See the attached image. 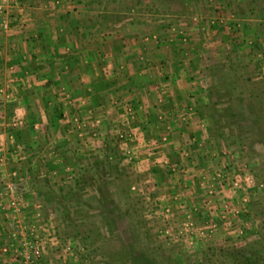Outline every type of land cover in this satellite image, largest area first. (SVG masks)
I'll list each match as a JSON object with an SVG mask.
<instances>
[{"label": "crops", "instance_id": "obj_1", "mask_svg": "<svg viewBox=\"0 0 264 264\" xmlns=\"http://www.w3.org/2000/svg\"><path fill=\"white\" fill-rule=\"evenodd\" d=\"M210 1L215 13L221 4L226 10L237 9L234 0ZM49 2L52 0H16L21 22L9 33L0 34V64L9 69L3 74L4 83L9 85V92L15 90L17 99L21 98L22 114L30 108L38 112L31 134L23 140L32 150L40 146L35 145L38 139L45 141L48 165L72 170L71 148L66 145L83 142L74 117L89 119L88 125L102 122L103 117L105 123L130 128L136 136L129 146L138 161L134 167L146 170L149 166L156 185L150 184L149 190L153 193L156 189L157 200L164 206L172 198L174 181L166 169L150 165L153 159L148 158L146 140L168 135L169 143L161 156L184 168L189 180L200 171L212 173L222 167L223 160L213 158L220 138L215 136L213 115L208 113L205 98L216 84L209 70L224 58L226 50L227 54L230 50L241 54V44H248L249 39L257 41L253 49L245 44L250 54L261 50L264 0H239L242 29L232 44L218 29L212 31L216 41L202 36L198 26L189 31L188 22L183 21L188 17L177 16L182 15L178 9L183 11L192 3L189 0H161L164 10L171 8L172 16L180 19L179 29L194 34L191 46L197 50L167 40L171 27L167 24L171 22H157L155 14L162 12H156L157 7L149 0H143L138 10L133 4L128 13L117 6L118 0L109 8L98 0H74L57 7ZM155 36L159 43L152 40ZM187 52L191 59L186 64ZM25 88L31 89L29 99L23 97ZM49 103L55 107L47 109ZM129 106L139 110L137 121L129 120L125 112ZM188 109L193 113L184 123L180 115ZM45 125L47 136L42 134ZM60 143L65 148L57 147ZM187 194L193 201V192ZM11 258L1 252L0 264H13Z\"/></svg>", "mask_w": 264, "mask_h": 264}, {"label": "rangeland", "instance_id": "obj_2", "mask_svg": "<svg viewBox=\"0 0 264 264\" xmlns=\"http://www.w3.org/2000/svg\"><path fill=\"white\" fill-rule=\"evenodd\" d=\"M98 1L107 8L117 2ZM149 1L150 5L157 7L156 12H162L155 14L157 22H171L167 24L171 26L167 30L169 32L179 29L181 21L172 16L174 12L171 8L164 10L161 0ZM189 1L192 3L186 6L187 9L185 6H182L183 11L178 9L182 15H177L188 17L183 21L188 22L189 31L196 30L198 22L195 19L204 20L206 25L210 17H234L235 25L239 23V26L233 31L222 26L212 28L211 31L218 29L221 33L224 32L223 35L230 38L227 40L230 44L236 41L235 36L242 29L239 0H234L237 9L226 10L221 4L216 13L210 9L213 4L210 0ZM164 2L167 4V1ZM142 3L143 0H118L117 6L123 13H128L133 9V4L138 10L137 7ZM169 3L172 4L170 1ZM201 4L209 13L200 8ZM208 37L216 41L212 33ZM251 41L257 44L255 39H249L248 44L244 41L241 44V54L235 50H230L227 54L229 50H226L224 58L220 56L219 59H223L212 64L209 73L214 76L216 84L215 87H210L208 96H205L211 116L216 112L228 117L223 124L225 138L216 142V154L221 155V151L226 150L229 158L219 159L223 163L233 161L248 165L249 176L258 185H262L250 190L249 220L246 221L249 230L241 240H235L223 231L206 245L197 244L194 248L168 240L161 231L170 228L175 230L176 226L168 224V228H165L166 223L162 221L164 205L157 200L156 189L153 193L149 190L150 184L153 187L155 185L154 178H150L151 169L149 166L144 170L145 167L130 165L117 140L120 127L105 123L103 117H100L102 122L94 131H89V135L85 134L83 142L66 145L71 148L72 170L64 171V168L48 165L49 159L44 151L45 141L40 143L38 139L35 142V145L40 144L36 149L38 152L23 141L31 134L32 126L37 121L33 120L37 118V109L30 108L26 115L22 114L21 98L17 99L15 90L10 91L14 102L7 104L6 119L9 122L17 118L26 121L22 130L8 129V132L14 133V140L8 146L10 157L15 165L17 161L21 164L22 176L30 178L27 193L23 195L30 205L25 212L24 221L27 227L36 228L34 235H39L46 247L41 260L36 264H232L224 250H249L252 246V249L262 253L264 264V132H260L264 130V104L255 99L251 101L252 95L256 94L261 95L259 99L264 102V56H259L264 53V44L259 42L262 43L261 50L250 54L246 45L252 48ZM193 49L197 50L196 46ZM4 79L5 76L1 75L0 86L4 84ZM25 89L29 92L25 90L23 97L29 99L31 89ZM224 89L229 92L234 90L233 98H223L222 104L213 107V99L216 97L214 92L219 93ZM54 107V104H48L47 109ZM79 119L88 125L86 121L89 119ZM251 123L255 124V128L251 127ZM241 126H245L242 128L243 132L240 131ZM123 128L124 126L120 129ZM43 129L42 134L47 136L46 125ZM92 132H97V137H92ZM245 142L252 143V149H244ZM57 147L65 148L61 143ZM2 188L0 180V253L10 255L13 264H26L20 256L23 247L19 239L13 237L15 231L11 215L8 210L2 209L7 204L6 192Z\"/></svg>", "mask_w": 264, "mask_h": 264}, {"label": "built area", "instance_id": "obj_3", "mask_svg": "<svg viewBox=\"0 0 264 264\" xmlns=\"http://www.w3.org/2000/svg\"><path fill=\"white\" fill-rule=\"evenodd\" d=\"M16 0L0 1V32L7 34L12 28L21 22V15L16 11V7L12 4ZM74 2V0H52L48 4L60 6L65 3ZM212 2V1H210ZM198 22L200 33L202 36H209L212 28L224 27L227 30H232L239 26L234 17H210L206 21L195 19ZM167 40L170 43L180 42L183 46L190 47L193 35L190 32L182 29H173L168 31ZM150 40V39H149ZM152 40L159 43L160 38L155 36ZM255 42L251 41L250 46L254 47ZM193 50V47L191 46ZM260 57L264 53L259 54ZM190 54H186V64L190 63ZM9 70L4 64H0V76ZM14 70V67H10ZM204 86V85H202ZM9 85L4 83L0 86V95L4 100V107L0 110V180L4 189L7 204L2 206L3 210H8L13 220V229L15 233L13 237L19 239L23 250L20 252L21 260L26 264L38 263L46 249L45 244H42L43 239L39 235L35 236L36 228L27 227L24 221V215L29 210L30 205L24 199L23 195L27 193L30 178L22 176L23 168L10 157L8 146H11V141L14 140V133L8 132V129L22 130L25 126L23 118L9 122L6 119L7 104L12 102V95L9 92ZM53 106V103H49ZM130 121L139 119V110L136 107L129 106L125 110ZM193 113L192 109L184 111L180 118L184 123L188 121L189 115ZM77 123L80 137L84 139L85 134L89 131H94L100 121H94L90 125H86L79 118H74ZM89 135V134H88ZM92 137H97V132H92ZM135 133L133 130L121 129L117 133V140L123 147L130 165L138 164L136 154L129 149V146L135 141ZM2 141V143H1ZM169 142L168 135L160 139L146 140L148 148V158L152 165L159 168L167 169L172 175L174 184V193L169 201V204L164 206L162 211V221L165 222V228L175 224L176 229H165L162 232L168 240L181 242L187 248H194L197 244L206 245L214 240L219 232H226L228 236H232L235 240H241L248 234L247 222L249 220V204L250 190L252 187H262L249 176L248 165L244 163L224 162L222 167L211 173V170L200 171L197 175L187 177V171L179 165H173L166 158L161 156L163 147ZM15 153H17L15 151ZM184 157L189 156L182 153ZM229 158V152L221 151V155L213 154L214 159ZM231 159V158H230ZM233 160V159H232ZM151 165V166H152ZM16 166L15 168H12ZM69 171L68 169H66ZM189 182L191 183L189 185ZM199 185L198 190H194V186ZM193 192V201L188 197V192ZM187 192V193H186Z\"/></svg>", "mask_w": 264, "mask_h": 264}, {"label": "trees", "instance_id": "obj_4", "mask_svg": "<svg viewBox=\"0 0 264 264\" xmlns=\"http://www.w3.org/2000/svg\"><path fill=\"white\" fill-rule=\"evenodd\" d=\"M254 47H256V45H254ZM253 49V47L251 48ZM213 93V91H210ZM234 90H231V92H229L227 89H224L223 91H219V93L214 92V97L217 98L218 100L215 101V98L213 99V107H216L220 104H222V99L223 98H229L232 99V95L234 94ZM233 93V94H232ZM264 95V93H262V96ZM259 97H261V95H252V100L254 99L261 103L264 104V102L261 100V98L259 99ZM4 100L2 98V96L0 95V110L3 109L4 107ZM227 119L228 117L226 115H223L221 113H213V123H214V131H215V136L219 137L220 139H223L224 137V120ZM251 127L253 128L254 125H252V123L250 124ZM229 127V126H227ZM250 127V128H251ZM242 128H245V126H241V132H243L244 130ZM255 128V127H254ZM261 133L264 132V130H260ZM225 138V137H224ZM264 143V140L262 141ZM253 145L252 143H248L245 142L244 144V149L249 150L252 149ZM253 247V246H252ZM252 247L249 250L246 249H234V250H224L226 256L228 257V259L231 260L232 264H263L262 263V257H261V252L260 251H256L255 249H252Z\"/></svg>", "mask_w": 264, "mask_h": 264}]
</instances>
